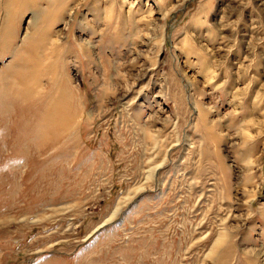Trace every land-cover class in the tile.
Instances as JSON below:
<instances>
[{
  "label": "rangeland",
  "instance_id": "rangeland-1",
  "mask_svg": "<svg viewBox=\"0 0 264 264\" xmlns=\"http://www.w3.org/2000/svg\"><path fill=\"white\" fill-rule=\"evenodd\" d=\"M0 264H264V0H0Z\"/></svg>",
  "mask_w": 264,
  "mask_h": 264
}]
</instances>
